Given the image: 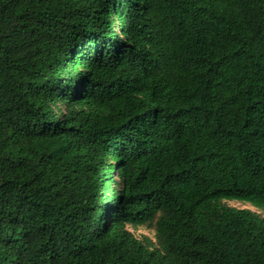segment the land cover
<instances>
[{
  "label": "trees",
  "instance_id": "trees-1",
  "mask_svg": "<svg viewBox=\"0 0 264 264\" xmlns=\"http://www.w3.org/2000/svg\"><path fill=\"white\" fill-rule=\"evenodd\" d=\"M233 199L264 210V0H0V264H264Z\"/></svg>",
  "mask_w": 264,
  "mask_h": 264
},
{
  "label": "rangeland",
  "instance_id": "rangeland-1",
  "mask_svg": "<svg viewBox=\"0 0 264 264\" xmlns=\"http://www.w3.org/2000/svg\"><path fill=\"white\" fill-rule=\"evenodd\" d=\"M223 203L231 207L248 208L258 213L261 217H264V210L256 208L248 202L233 199V200H224ZM127 227L138 239L142 240L144 237H147L154 245H156L155 232L153 228H148L145 226H140L136 228H133L131 226H127Z\"/></svg>",
  "mask_w": 264,
  "mask_h": 264
}]
</instances>
